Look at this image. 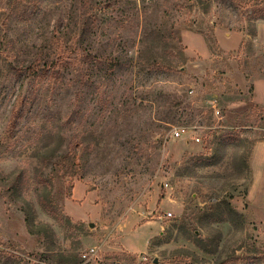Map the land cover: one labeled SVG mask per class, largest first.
<instances>
[{
	"label": "rangeland",
	"instance_id": "374dc122",
	"mask_svg": "<svg viewBox=\"0 0 264 264\" xmlns=\"http://www.w3.org/2000/svg\"><path fill=\"white\" fill-rule=\"evenodd\" d=\"M0 264H264V0H0Z\"/></svg>",
	"mask_w": 264,
	"mask_h": 264
},
{
	"label": "built area",
	"instance_id": "2783aa9c",
	"mask_svg": "<svg viewBox=\"0 0 264 264\" xmlns=\"http://www.w3.org/2000/svg\"><path fill=\"white\" fill-rule=\"evenodd\" d=\"M216 113H219V111L217 110ZM184 132V129H181V128H178V129H175L173 132H172V136L174 137H179L183 134ZM198 140V138H197ZM167 215H170L171 213L167 212L166 213ZM94 254V248H90L89 250L85 251L84 253L81 254L82 258H89L91 255Z\"/></svg>",
	"mask_w": 264,
	"mask_h": 264
},
{
	"label": "water",
	"instance_id": "95a60500",
	"mask_svg": "<svg viewBox=\"0 0 264 264\" xmlns=\"http://www.w3.org/2000/svg\"><path fill=\"white\" fill-rule=\"evenodd\" d=\"M90 225L93 226V223H90ZM154 261L157 262L156 259H154Z\"/></svg>",
	"mask_w": 264,
	"mask_h": 264
}]
</instances>
